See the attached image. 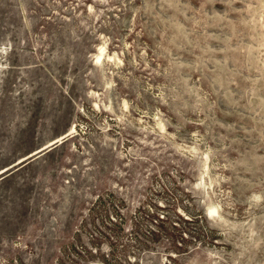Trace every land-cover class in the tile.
<instances>
[{
	"label": "rangeland",
	"instance_id": "rangeland-1",
	"mask_svg": "<svg viewBox=\"0 0 264 264\" xmlns=\"http://www.w3.org/2000/svg\"><path fill=\"white\" fill-rule=\"evenodd\" d=\"M0 264H264V0H0Z\"/></svg>",
	"mask_w": 264,
	"mask_h": 264
}]
</instances>
